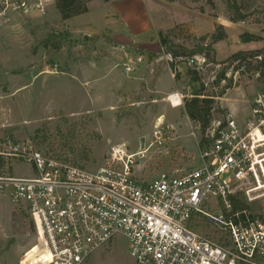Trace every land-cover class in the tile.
<instances>
[{
    "label": "rangeland",
    "instance_id": "374dc122",
    "mask_svg": "<svg viewBox=\"0 0 264 264\" xmlns=\"http://www.w3.org/2000/svg\"><path fill=\"white\" fill-rule=\"evenodd\" d=\"M231 1L80 0L86 13L67 21L60 19L53 1L41 18L1 21L0 139L32 141L35 149L86 169L100 166L110 147L120 145L135 155L132 171L140 182L196 169L208 127L201 129L183 112L192 94L212 98L210 125L230 114L244 126L264 112L257 75L243 67L236 71L237 63L227 62L237 53L264 49V0H235L244 17L238 22L230 21L226 3ZM217 25L226 37L214 41ZM246 35L256 40L244 41ZM203 36L208 37L199 41ZM160 37L166 38L165 46L188 52L208 45L207 64L193 69L185 64L190 56L173 59ZM126 66L133 69L125 71ZM173 94L181 98L176 108L167 100ZM161 116L168 141L147 148ZM140 138L145 148L138 156ZM5 161L3 172L7 167L16 177L31 176L27 165ZM237 199L243 204L242 195ZM250 211L258 214L259 202ZM194 222L208 227L194 228ZM190 228L216 241L225 235L207 218H195ZM33 240L24 212L0 200V264H19ZM86 264L135 263L126 240L116 236Z\"/></svg>",
    "mask_w": 264,
    "mask_h": 264
},
{
    "label": "built area",
    "instance_id": "2783aa9c",
    "mask_svg": "<svg viewBox=\"0 0 264 264\" xmlns=\"http://www.w3.org/2000/svg\"><path fill=\"white\" fill-rule=\"evenodd\" d=\"M53 1L0 0V23L41 18ZM204 59L192 56L185 64L199 69ZM171 96L178 95L168 96L170 107L180 106V96L176 107ZM167 129L158 117L147 148L163 147ZM205 136L196 169L149 182L137 180L135 155L120 145L110 147L100 166L86 169L35 149L32 141L0 139L2 160L14 159L31 171L30 177H16L7 167L0 170V200L24 212L33 234L19 264H86L116 236L126 240L135 264H264V112L244 126L227 114ZM255 202L259 212L253 215ZM198 217L225 234L220 241L190 228Z\"/></svg>",
    "mask_w": 264,
    "mask_h": 264
},
{
    "label": "trees",
    "instance_id": "16d2710c",
    "mask_svg": "<svg viewBox=\"0 0 264 264\" xmlns=\"http://www.w3.org/2000/svg\"><path fill=\"white\" fill-rule=\"evenodd\" d=\"M167 2H173L175 0H165ZM55 2V9L58 12V15L62 21H66L68 19H71L73 17L82 15L86 13L87 9L84 4L80 2V0H54ZM227 6V12L230 14L232 13V16L230 18L231 22H238L242 21L244 17L239 14L240 11L237 8L235 0L231 2L226 3ZM208 36H203L199 39V41H204ZM225 34L223 33L222 26L217 25L215 28V34L212 35V39L214 41H219L222 39H225ZM162 41H160L161 46H165L167 44L166 38H162ZM256 38L251 36V35H246L244 41H255ZM209 46L206 45H201L197 46L196 50L194 51H186L180 46L176 45H170L165 49V52L167 54H171V57L173 59H177L180 57H184L186 55L192 57V56H204L205 57V52L209 50ZM143 54H146L149 58H153L156 56V54H151V52L148 51H143ZM139 52V54H142ZM187 57V58H190ZM229 64L237 63V68L235 70H239L241 67L246 69L247 72H253L254 74L257 75V80L256 82L258 85L262 88H264V49L257 50L252 53L248 52H241L233 55L230 59L227 60ZM193 74V73H192ZM192 75H189L191 77ZM222 77V74L220 75ZM219 76V77H220ZM218 77V78H219ZM197 81L195 74L191 77V82ZM201 92L198 91L195 94H192V97L188 100H185L184 105H183V112L188 118V120L198 124L201 129H206L210 125V110H212L211 105H212V98H209L207 96L202 97L200 94ZM221 94V93H220ZM5 162L2 160L0 157V170H2L5 167ZM196 225V226H195ZM194 228L201 227L203 229H206L208 226H204L203 224H199L194 222L193 224Z\"/></svg>",
    "mask_w": 264,
    "mask_h": 264
},
{
    "label": "water",
    "instance_id": "95a60500",
    "mask_svg": "<svg viewBox=\"0 0 264 264\" xmlns=\"http://www.w3.org/2000/svg\"><path fill=\"white\" fill-rule=\"evenodd\" d=\"M145 148V139L144 138H140L139 139V154L138 156L142 155V152L144 151Z\"/></svg>",
    "mask_w": 264,
    "mask_h": 264
},
{
    "label": "bare ground",
    "instance_id": "6f19581e",
    "mask_svg": "<svg viewBox=\"0 0 264 264\" xmlns=\"http://www.w3.org/2000/svg\"><path fill=\"white\" fill-rule=\"evenodd\" d=\"M171 101H172L174 107H176V106L179 105V98H178V96H171Z\"/></svg>",
    "mask_w": 264,
    "mask_h": 264
},
{
    "label": "crops",
    "instance_id": "0c3cea01",
    "mask_svg": "<svg viewBox=\"0 0 264 264\" xmlns=\"http://www.w3.org/2000/svg\"><path fill=\"white\" fill-rule=\"evenodd\" d=\"M109 1V0H108ZM69 20V19H68ZM67 21V20H66ZM7 201V200H6Z\"/></svg>",
    "mask_w": 264,
    "mask_h": 264
}]
</instances>
